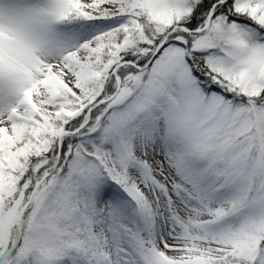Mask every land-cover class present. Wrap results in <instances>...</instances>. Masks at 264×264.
I'll return each mask as SVG.
<instances>
[{
	"label": "snow or ice",
	"instance_id": "snow-or-ice-1",
	"mask_svg": "<svg viewBox=\"0 0 264 264\" xmlns=\"http://www.w3.org/2000/svg\"><path fill=\"white\" fill-rule=\"evenodd\" d=\"M0 264H264V0H0Z\"/></svg>",
	"mask_w": 264,
	"mask_h": 264
}]
</instances>
